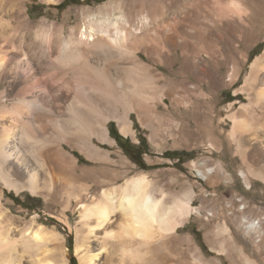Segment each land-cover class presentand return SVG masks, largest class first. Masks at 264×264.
Returning a JSON list of instances; mask_svg holds the SVG:
<instances>
[{
	"label": "bare ground",
	"instance_id": "obj_1",
	"mask_svg": "<svg viewBox=\"0 0 264 264\" xmlns=\"http://www.w3.org/2000/svg\"><path fill=\"white\" fill-rule=\"evenodd\" d=\"M4 1L0 0V5ZM40 1L56 5L60 0ZM247 1L252 4V13L246 14L249 40L264 32V0ZM9 3L12 7L19 6L18 13L23 17L20 3L17 0ZM200 5L199 0H192L190 13L185 15L183 22H191V26L180 21L178 25L175 21L162 36L154 30L158 22L148 16L142 15L132 22L122 15H107L121 9L118 1L110 2L96 14L86 13L84 25L77 31L69 30L67 35L64 27L56 34L54 24L41 21L34 29L23 19L25 29L33 31L36 39L28 51L22 47V38L17 44L12 35H0L1 188L16 193L27 191L52 205L79 210L81 223L89 234L108 225L117 215L118 230L109 237L118 243V264L126 261L143 264L144 249L174 235L192 212L196 213L191 195L179 198L159 191L157 196L152 191L151 180L143 173L113 186L116 177L104 167L113 164V160L100 145L115 144L108 127L111 121L117 123L121 134H132L131 114L137 113L148 120L152 113L150 104L156 97L164 102L163 92L169 88L158 86L162 77L139 60L138 51L150 58L153 52L158 55L166 52V45L188 52L192 40L206 41L207 29L196 24L202 14ZM243 5L240 0H227L223 12L242 19L247 13ZM139 7L136 5L134 9ZM191 16L196 17V23ZM123 60L129 61L130 66L118 63ZM107 62L112 64L113 72ZM175 89L184 94L185 100L188 98L184 79L175 82ZM238 93H245L249 104L241 107V113H232L227 119L232 122L230 136L247 168L240 171V176L248 186L249 177L264 183V49L251 63ZM242 142L254 147L251 150L254 153L247 152ZM64 146L79 151L88 162L99 166L79 168L77 159ZM250 159L255 167L246 163ZM213 171L209 168L205 175ZM220 173L225 171L220 169ZM100 188V194L94 195ZM3 190L0 192V264H21L23 254L40 249L46 227L40 225L31 232L28 229V233L15 238L9 224L1 220ZM246 222L245 229L260 238V242L264 233L259 222ZM222 231L229 235L227 227ZM105 234H108L106 230ZM83 246L78 238L75 254L79 264L93 263L97 255L85 252L87 247L82 250ZM239 254L246 264H255L241 250ZM47 263L46 259L35 261V264Z\"/></svg>",
	"mask_w": 264,
	"mask_h": 264
},
{
	"label": "rangeland",
	"instance_id": "obj_2",
	"mask_svg": "<svg viewBox=\"0 0 264 264\" xmlns=\"http://www.w3.org/2000/svg\"><path fill=\"white\" fill-rule=\"evenodd\" d=\"M17 1L23 17L18 13L19 6H10L9 0L0 5V35H12L17 44L22 38V47L26 51L32 49L36 39L33 31L25 29L23 19L34 29L41 21L54 24L56 34L64 27L67 35L69 30L77 31L84 25L86 13L96 14L110 2L118 1L121 9L109 11L107 15H122L132 22L142 15L148 16L158 22L154 30L162 36L168 25L175 21L178 25L179 21L187 25L188 22L183 20L192 5V0H66L63 6L60 4L65 0L56 5L40 0ZM199 1L201 17L197 23L196 17L191 16V20L193 22L195 18L196 24L205 26L206 41L192 40L188 52L166 45V52L160 55L153 52L150 58L142 50L138 51L139 60L162 77L158 86L169 89L163 92L164 102L156 97L150 104L152 113L148 120L138 117L137 113L131 114L132 134H121L115 121L108 124L115 144L100 145L108 150L113 160V164L104 167L116 177L113 186L143 173L151 180L152 191L157 196L159 191L179 198L186 194L192 196L191 205L196 213L192 212L174 235L144 249L143 264H246L239 250L255 264H264V235L258 242L260 238L245 229L246 220L255 221L259 222L264 233V183L249 177L248 186L240 176V171L247 168L230 136L232 122L227 119L232 113H241V107L249 104L247 95L238 91L250 72L251 63L264 49V32L252 37L253 42L248 40L246 14L252 13L250 1L240 0L247 12L244 19L223 12L227 0ZM136 5L140 7L134 9ZM188 25L191 26V22ZM118 63L130 66L127 60ZM107 65L113 72L112 64L107 62ZM182 79L188 87L186 100L184 94L175 89V82ZM112 134L122 137L121 143ZM125 140L123 149L121 146ZM242 144L247 152L254 153V147L246 142ZM64 147L77 159L79 168L95 166L79 151ZM171 152L180 153L182 162L166 157ZM132 158L139 161L134 162ZM246 163L256 166L251 159ZM209 168L214 171L206 176ZM220 169L225 174H221ZM101 191L102 188L94 195ZM3 192L4 217L1 220L3 224H9L15 238L28 229L31 232L40 225L46 227L40 249L23 254L21 264H35L36 260L44 259L47 264H70L71 259L79 264L75 254L78 238L84 245L82 250L86 246L85 252L97 255L90 264H118V243L109 237L118 230L117 215L108 225L95 228L89 234L77 209L52 205L43 197L32 196L27 191ZM223 227L228 228L229 235L222 231ZM69 237L72 250L68 246ZM125 264L130 263L126 261Z\"/></svg>",
	"mask_w": 264,
	"mask_h": 264
},
{
	"label": "trees",
	"instance_id": "obj_3",
	"mask_svg": "<svg viewBox=\"0 0 264 264\" xmlns=\"http://www.w3.org/2000/svg\"><path fill=\"white\" fill-rule=\"evenodd\" d=\"M65 3H66V0L62 3V4H60V6H63V5H65ZM112 137L118 142V143H121V140H122V137H120L119 135H113L112 134ZM126 142H127V140H125L124 141V143H122V148H123V145L124 144H126ZM124 149V148H123ZM140 148H138V150H139ZM142 153H140L139 155H141ZM167 156L166 157H168L169 159H171V160H178V163H181L182 162V160H181V154L180 153H178V152H171V153H168V154H166ZM133 160H134V162H138L139 160L138 159H135V158H132ZM71 238L69 237L68 238V246H69V249L70 250H72V243H71ZM70 264H76L75 262H74V259H71V261H70Z\"/></svg>",
	"mask_w": 264,
	"mask_h": 264
}]
</instances>
